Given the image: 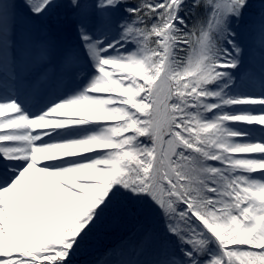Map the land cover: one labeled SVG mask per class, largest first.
Listing matches in <instances>:
<instances>
[{
	"label": "snow or ice",
	"instance_id": "1",
	"mask_svg": "<svg viewBox=\"0 0 264 264\" xmlns=\"http://www.w3.org/2000/svg\"><path fill=\"white\" fill-rule=\"evenodd\" d=\"M129 221L95 264H264V0H0V264Z\"/></svg>",
	"mask_w": 264,
	"mask_h": 264
},
{
	"label": "rangeland",
	"instance_id": "2",
	"mask_svg": "<svg viewBox=\"0 0 264 264\" xmlns=\"http://www.w3.org/2000/svg\"><path fill=\"white\" fill-rule=\"evenodd\" d=\"M253 3L256 4L258 8L260 1L253 0ZM58 39L67 41V40H71L72 36L71 34L60 33L58 35ZM120 227L122 228V230H124V233L125 231L126 233L122 239L114 240L113 238L115 236L122 235V233L119 232ZM136 227L137 224L135 221H129L101 231L92 239L87 249L79 257L80 264H95V261L103 255L106 249L113 247L116 244L120 243L121 241L127 239L128 236L135 230Z\"/></svg>",
	"mask_w": 264,
	"mask_h": 264
},
{
	"label": "trees",
	"instance_id": "3",
	"mask_svg": "<svg viewBox=\"0 0 264 264\" xmlns=\"http://www.w3.org/2000/svg\"><path fill=\"white\" fill-rule=\"evenodd\" d=\"M119 232H121L122 233V235H118V236H115L113 239L114 240H117V239H122L123 238V236L125 235V233H126V231H125V233H124V230H122V228L120 227L119 228Z\"/></svg>",
	"mask_w": 264,
	"mask_h": 264
},
{
	"label": "bare ground",
	"instance_id": "4",
	"mask_svg": "<svg viewBox=\"0 0 264 264\" xmlns=\"http://www.w3.org/2000/svg\"><path fill=\"white\" fill-rule=\"evenodd\" d=\"M253 127H258V126H253Z\"/></svg>",
	"mask_w": 264,
	"mask_h": 264
}]
</instances>
